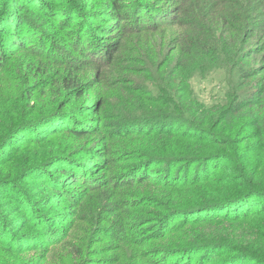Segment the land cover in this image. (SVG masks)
Segmentation results:
<instances>
[{
    "label": "rangeland",
    "instance_id": "1",
    "mask_svg": "<svg viewBox=\"0 0 264 264\" xmlns=\"http://www.w3.org/2000/svg\"><path fill=\"white\" fill-rule=\"evenodd\" d=\"M181 1L118 0L122 8L117 15L124 16L121 21L127 30L123 33L114 18L117 15L102 0H0V179L11 181L22 196L16 201L3 193L0 198V264H147L138 260L141 253L153 264H171L173 257L167 252L156 256L155 247L175 243L181 231L188 236L202 234L200 240L218 245L214 250L218 257L207 264H224L227 258L234 264H264V128L256 132L244 115L221 130L204 123L236 96L264 113V71L242 85L233 66L244 62L258 70L264 65V30L235 48L231 34L237 22L232 17L238 13L228 11V2ZM242 1L239 8L243 5L254 11L255 2ZM37 4L43 16L38 8L22 7ZM182 5L184 12L176 21L174 11ZM256 12L255 17L263 20L264 7ZM195 31L203 37L197 49L191 37ZM208 31L216 32L224 46L216 48ZM68 68L84 81L87 93L62 108ZM98 103L100 124L93 112ZM86 108L90 111L83 112ZM57 114H69L67 126L78 129L85 124L88 129L104 125L110 132L165 128L173 133L171 138L159 147L153 140L151 149L165 146L172 154L180 151L175 141H191L175 138V132L184 130L202 137L203 142L193 141L194 146L213 160L204 159L207 164L200 160L190 169L174 160L160 165L163 161L157 159L154 168L149 162L143 175L157 176V182L122 188L120 194H109L113 201L106 194L105 199L96 193L81 197L74 189L60 197L61 202L52 200L44 181L37 177L39 173L54 175L56 166L50 159L87 169L89 155L85 154L100 143L96 135L79 138L70 131L51 135L52 130L65 127L61 125L65 119L60 118L56 128L49 127ZM125 118L130 121L123 125ZM209 133L226 139L227 144L209 143ZM114 142L124 155L110 164L111 169L119 167L125 176L139 162L144 166V161L133 162L135 139ZM127 150L134 154L130 156ZM103 175L106 180L129 178L110 172L108 177ZM166 179L180 184L168 186ZM68 194L77 203L75 218L69 217L74 207L65 199ZM106 201L118 212L112 213L109 206L102 211ZM157 202L177 209L174 217L151 220L153 213L166 210L151 206ZM180 205L183 212L177 208ZM107 212L125 227L91 224L106 219ZM181 217L199 222L188 226L182 222L178 228ZM134 218L146 222L139 227ZM168 229L177 230L158 241L147 239Z\"/></svg>",
    "mask_w": 264,
    "mask_h": 264
},
{
    "label": "trees",
    "instance_id": "2",
    "mask_svg": "<svg viewBox=\"0 0 264 264\" xmlns=\"http://www.w3.org/2000/svg\"><path fill=\"white\" fill-rule=\"evenodd\" d=\"M19 3L22 0H18ZM103 3L105 5L108 6L109 11L115 15H117L120 11V9L122 8V5L119 4L118 0H102ZM170 2L176 3V2H180L181 0H169ZM226 2L229 3V9L228 11L230 13H232L233 15L237 14L238 15L236 17H232L236 20V25H238V27H235L234 32L231 34L232 36L235 37V42L234 44H236L235 48L240 45L242 42H246L243 40H248V37L250 35H256L258 34V30H264V19L260 20V18H256V9L259 6H263L264 7V0H248L250 1L252 4H254V2L258 5L255 4V8L253 14V17H247L246 14H251L252 12L250 10H247L245 8V6L241 5V7L239 8V5L241 2H243L242 0H225ZM182 2V1H181ZM26 3V2H25ZM21 5V4H20ZM24 9H39V13L43 16L44 14H42V10L40 9L41 7L37 6L35 7H30V6H22ZM195 10L198 12L199 9ZM30 11V10H29ZM175 20L178 21V17L181 16V14L184 12L183 11V5L178 8L175 9ZM258 14V13H257ZM255 17V18H254ZM116 19V22L120 28V31H123V33L127 32V30L123 29V24L121 19L124 18V16H119L117 15V17H114ZM191 20V19H190ZM194 20V19H193ZM162 21V20H161ZM175 21V23L173 24H177V22ZM5 24V22H4ZM7 30V29H6ZM146 30V29H145ZM201 31V30H200ZM11 34V31L9 32ZM202 33H204L202 31ZM8 34V33H7ZM216 32H211L208 31L207 35L210 36V41L212 40L213 42H215L217 44L218 48L219 46H224L223 41H221V37L219 35H216ZM245 34V39L244 35ZM192 37V43L194 44V47L200 48L202 42H200L201 40H203L202 34L197 33L196 31L193 33ZM217 39V40H216ZM216 40V41H215ZM241 46H239L238 48H240ZM143 49V48H142ZM242 50V49H241ZM1 61H0V70H1ZM234 68L236 69V73H237V80H242V85H248L249 84V78L252 76H256V75H260L263 71H264V65H261L258 70H256L253 67H247L246 65H244V62L242 63H233ZM67 76H65L63 78V81L65 82V90H64V95L66 96V100H64V102H61V107L64 108L66 106L69 105V103L75 98V97H82L85 95L86 90L84 89V81H81L78 76L76 75H72L71 74V70H69V68L67 69ZM262 93H264L262 91ZM256 94V93H255ZM254 94V95H255ZM250 96H253L256 98V96L252 95V94H248ZM88 97H91L93 95H87ZM95 97V96H94ZM247 98V97H246ZM95 99V98H94ZM178 100L175 102V104H177ZM86 106H93L91 105V103H86ZM180 104V103H178ZM106 102L103 101L102 103V107H105ZM85 106V107H86ZM99 103L96 104L94 106V110L93 112L95 113V118L99 119V124L103 123V118H99V114H101V109L98 108ZM182 108H186L185 106H183ZM188 110V109H186ZM86 111H90L88 108L83 109V112ZM71 112L73 114H75V119H76V113L71 110ZM244 115L248 121H250V126L257 132L262 131V129L264 128V113L260 114L259 112H256L254 107H250L249 103L245 102L243 98L236 96L234 99H231L229 101H226L224 106L221 107L219 110H214L212 112V114L210 115V118L208 120H206L204 123H211V127L213 129H218L221 130L223 125L226 124H232L235 123L236 120H238L240 118V116ZM69 114H65V116H62L61 114H57L55 116H53L51 118L52 123L50 124V128H53L54 126H56L57 122H60V120L62 121L63 119H65L64 121H62L61 125L65 126L62 128H57L52 130L53 132L50 133L52 134H56V133H64V131L71 133V135H74L76 137H87L89 135H96L99 136L100 138V143L98 144V146L94 149L91 150L89 152H87L85 155H89V159L86 162V165L88 166L87 169H81V167H76L73 166L72 163H68L65 162L63 160H60L58 158L54 159L51 158L50 162L52 164H55L56 168L55 171H53L52 174H54L53 176H48L44 173H39V175L37 176L40 180H43L45 183L46 188L49 190L50 194L48 195L49 198H51L52 200L56 199L57 201L61 202V200H59L60 197L65 196L71 189H74V191L82 193L81 197H88V195H92V193H96L95 195L99 194L102 196H98V197H102L104 198L105 194L111 198V196L109 194H113V192H117L118 194H120V190H122V188H127L133 185L138 184L139 182H146L149 181L151 183H156L157 182V176L155 178H152L151 175H143V171L145 173V170L143 169H149V162L153 165L152 166H156L157 163L155 162L157 159H161L160 161V165H162L161 163H166L168 161H173L175 162V164H180V165H185L186 167H188V169L192 168L193 164L197 163L200 160H204L206 159V157H204V154H202V152H199L198 149V145L194 146L193 141H197V142H203L202 137L200 138L199 135H187L186 132L183 131H178L175 132V138L176 139H187V140H191L188 143H179L178 141H175L174 146L177 147L179 151V153H170L165 146L162 147V149H160L159 151H152L151 146H153L152 141L154 140L155 142H158V147L162 144L161 141H165V139L171 138V135L173 134L172 132H168L167 130H164L165 128H156L155 129H151V130H145L143 131L142 129H138V130H121L120 132H110L108 131V129H105V126L103 125V127L99 128L98 127H92L91 129L86 128V124L83 125L84 129H78L77 127H70L67 126V118ZM60 118V120H59ZM80 118V117H79ZM50 120V121H51ZM58 120V121H56ZM130 120L128 118H125L124 120L121 121V123L124 125L126 123H128ZM56 128V127H54ZM201 128V126H200ZM201 131H205L204 129H201ZM199 131V132H201ZM199 132H195V133H199ZM153 134V136L151 135ZM210 134V133H209ZM260 136V134L257 135ZM127 137H132L133 139H135L136 143L138 144L137 146V151L135 152V154L137 155V158H135V160L133 162L137 163L139 162V160L141 162H145L144 166H141L143 163H139L136 164L135 166H133L131 173L126 174L125 176L129 177L127 178L128 180L123 179L122 177H125L121 172L123 169H111L110 164L115 162V161H120L121 159V155H124V152L118 153L119 151L116 148L115 139H127ZM207 140V139H206ZM139 142V143H138ZM154 142V143H155ZM208 142L213 144V145H217L218 147H224V145L227 144L226 139L224 138H220V136H213L210 134V137L208 138ZM235 144L238 143V141H234ZM237 145H241V143L239 142ZM127 153L131 155L134 154V152L127 150ZM128 156V157H130ZM114 158V159H113ZM224 158H226V156H224ZM206 160H213V157H208V159ZM224 160V159H223ZM132 162V163H133ZM201 162H205L207 164L208 161H201ZM139 165V166H138ZM49 166V165H48ZM154 168V167H152ZM90 169H92L91 174H88V172L90 171ZM142 171V174H141ZM108 172H110L111 174H118V176H121V180H117V179H108L106 180V177L104 179V175L103 173H105V176H107ZM50 173V174H51ZM100 173L101 176L97 178V175H99ZM95 175V176H93ZM131 176V177H130ZM103 178L102 181L104 180L105 182L102 184L103 187H100L102 183L100 178ZM108 177V176H107ZM95 178V179H94ZM115 178V177H114ZM169 179V178H168ZM167 180V185H179V182H173L174 180ZM39 180V181H40ZM192 181V179L190 180ZM11 182V181H10ZM8 180H1L0 179V198L2 197V194L5 193L6 196L10 197L13 200L18 201V199L21 196V194L19 195V192L16 190V188L10 183ZM5 183V185H4ZM139 183V184H140ZM172 183V184H171ZM190 182H183L182 184H187ZM105 189V190H103ZM11 190H14L15 193H13V195H11ZM97 190L101 191V192H97ZM66 200H69L71 202V206L74 207V211L73 214L69 217H73L75 218V210L77 208V203L76 201H72L74 200L73 195L68 194L67 197H65ZM105 199V198H104ZM112 199V198H111ZM113 201V199H112ZM111 201V202H112ZM154 202H151L150 204H152ZM211 203H215V201L213 202H209L208 204ZM228 203V202H227ZM206 204V205H208ZM70 206V207H71ZM109 206L110 211H112V213L118 212V209H112L113 206L109 205L106 201V204H104V206L102 207V211L105 209H107V207ZM156 209L159 210H164L163 212L161 211H157V213H153L155 216L152 217L151 220L155 221L156 218L159 219H163V218H173L174 214H176L175 210L177 209H168L167 207L164 208V206L160 203L157 202V204L151 205ZM24 207V206H23ZM23 207H20V209H23ZM178 209H181L180 212H183V207L177 206ZM241 208V207H239ZM236 208V209H239ZM17 209V210H20ZM230 210H234V209H230ZM69 211V209H68ZM175 211V212H174ZM72 212V211H71ZM168 212V216L164 215L163 213ZM174 212V213H173ZM108 213V212H107ZM164 215V216H163ZM111 214L108 213V216L106 217V219H95L91 221V224H98V223H102L105 222L106 224L111 223L110 226H112L111 228L114 227H121V229H123V227H125V224H121L120 222H116V219H111L110 218ZM158 219V220H159ZM157 220V221H158ZM140 219L138 218H134V224H138L139 227L143 226V224H145L146 221H142L140 223ZM113 222V223H112ZM180 223H177L178 228H180V225L188 226V225H192L193 223H198L199 220H197L196 218L194 219H189L186 217H181L180 221H177ZM140 223V224H139ZM100 226V225H98ZM177 229H168V230H162V231H158V232H154L153 234L147 236L148 240L151 241H158V239L161 238H166V237H170L169 235L173 232H175ZM180 237H178L177 241H175V243L173 242H166L167 244H165L164 246H159L158 249L157 247H155V251H156V256L163 254L165 252L168 253L169 257H173L172 258V262H170L171 264H207L208 261L210 260H214L218 257L217 252H215L214 250H216V246L214 241L210 240L209 242H204L203 240H200L199 236H201L202 234L199 235H192V236H188L185 233H183V231H181L178 234ZM141 246V245H140ZM201 251L203 252V255L200 256ZM199 252V255H198ZM207 254V258H203L204 255ZM175 257V258H174ZM196 259V260H195ZM138 260L139 261H144L147 264H153L152 261L149 259L148 255L145 253H141L138 256ZM196 261V263H195ZM224 264H234V262H232L230 260V258L225 259Z\"/></svg>",
    "mask_w": 264,
    "mask_h": 264
}]
</instances>
